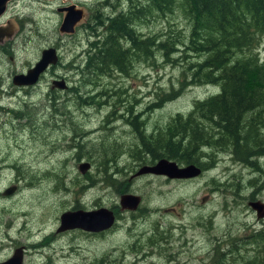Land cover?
<instances>
[{"label": "rangeland", "instance_id": "rangeland-1", "mask_svg": "<svg viewBox=\"0 0 264 264\" xmlns=\"http://www.w3.org/2000/svg\"><path fill=\"white\" fill-rule=\"evenodd\" d=\"M70 1L84 10L82 24L106 0ZM108 1L115 4L116 12L129 3ZM58 3L44 8L37 1L18 0L9 7L11 25L17 23L8 51L0 55V103L23 109L27 117L0 110V244L5 245L0 249V261L24 244L23 264H213L216 246L223 253L217 260L220 264H231L232 259L234 264H242L250 258L264 263V244L256 242V249L249 244L251 234L264 231V216L257 217L248 205L252 200L264 203V157L260 158L263 171L258 172L232 160L229 152L209 147L201 152L206 154L202 160L211 166L197 177L136 175L142 165L153 163L133 156L138 139L127 119L138 114L149 132L164 127L177 112H188L194 100L208 96L213 91L209 86H184L179 96L148 109L172 90H179L188 62L201 57H180V53L172 57L174 62H168L159 60L161 55L155 52L151 60L134 63L125 75L113 72L100 77L97 86L81 84L74 67L75 62L83 61L86 32L80 24L74 34L59 32ZM176 27L181 34L188 28L180 7L138 28L147 35ZM47 44L56 45L60 56V65L53 71L65 75L71 86L80 89L81 99L91 102L81 106L73 96L65 102L63 98L55 101L73 116L55 113L51 102L45 106L52 71L30 92L12 84V74L37 62ZM257 50L264 54V41ZM97 102L104 103L96 106ZM129 107L135 112L128 113ZM71 132L76 133L74 141H70ZM67 143L76 147L65 150ZM99 147L109 154L118 152L105 172L101 171L104 155H99ZM140 158L147 157L142 154ZM78 162H88L90 168L82 174ZM105 175L110 176V183L103 180ZM10 187L13 191L7 193ZM124 193L141 198L133 216L120 209L119 197ZM96 204L118 206L120 217L112 230L104 235L77 228L58 232L63 211L92 210ZM23 209L29 211L28 235L18 229L21 222L14 215L9 217Z\"/></svg>", "mask_w": 264, "mask_h": 264}, {"label": "trees", "instance_id": "trees-1", "mask_svg": "<svg viewBox=\"0 0 264 264\" xmlns=\"http://www.w3.org/2000/svg\"><path fill=\"white\" fill-rule=\"evenodd\" d=\"M101 7L92 10L81 25L87 48L83 61L75 62L74 67L81 84L97 86L100 77L113 72L125 75L134 63L151 60L159 52V60L168 62H174L172 57L180 53V57L195 54L201 59L188 62V73L179 90H172L148 109L159 108L179 96L184 86L213 89L208 96L194 100L188 112L173 115L164 127L148 132L138 114L128 118L138 139L133 156L148 163L167 158L206 170L211 163L202 160L206 154L201 150L212 147L229 152L234 161L263 171L260 158L264 157V54L257 48L264 41V0H129L120 12L106 0ZM107 7L112 12H105ZM178 7L188 25L186 33L181 34L176 27L145 35L138 28L151 20L163 19ZM101 103L104 102L95 105ZM127 112L135 111L129 107ZM99 149V155H104L101 171L105 172L107 163L115 161L118 152L109 154L106 148ZM142 154L147 158H140ZM103 180L110 183V176L105 175ZM261 231L250 235L249 244H264ZM220 255L223 253L216 246L213 264H220ZM251 259L242 264H264ZM232 260L230 263L234 264Z\"/></svg>", "mask_w": 264, "mask_h": 264}, {"label": "water", "instance_id": "water-1", "mask_svg": "<svg viewBox=\"0 0 264 264\" xmlns=\"http://www.w3.org/2000/svg\"><path fill=\"white\" fill-rule=\"evenodd\" d=\"M10 0H0V16L5 12L6 5ZM66 14L63 18L61 32L72 34L75 31V25L84 17V10L75 5L64 8ZM11 30L0 27V42L4 37H9ZM58 54L56 49L50 47L44 49L39 60L29 68L25 74H18L13 77V83L19 85H27L34 83L39 74L42 73L49 64L56 63ZM54 84L59 87H65V82L55 81ZM88 162H81L79 169L85 173L89 169ZM202 169L196 164L179 165L176 161L167 158H160L153 164L142 165L136 172V175L153 174L163 175L169 179H191L199 176ZM141 198L131 193L121 194L119 204L122 209L133 210L140 203ZM248 205L256 212L257 217L264 216V203L260 200H252ZM115 217L113 211L107 207H99L92 210L77 209L74 211H65L60 214V225L58 231L69 228H81L88 231H101L108 229L114 223ZM23 264L21 262V252L17 249L14 255L7 261L0 264Z\"/></svg>", "mask_w": 264, "mask_h": 264}, {"label": "flooded vegetation", "instance_id": "flooded-vegetation-1", "mask_svg": "<svg viewBox=\"0 0 264 264\" xmlns=\"http://www.w3.org/2000/svg\"><path fill=\"white\" fill-rule=\"evenodd\" d=\"M18 0H10L8 3H7V5H6V9H5V12L0 16V27H4V28H7V29H9V30H11V35L9 36V37H4L3 38V40L0 42V55H2L3 53H6L7 51H8V49H9V45H10V40L13 38V35L15 34L14 33V31H13V26H15V24L17 23H14V25L12 26L11 24V17L9 16L10 15V12H9V7L12 5V6H14L15 4H16V2H17ZM33 1H37V2H40V3H43V7L45 8V7H49V5H51V4H53L55 1H59V3H58V5H56V11L58 12L57 13V15H58V30H59V32L61 33V34H66V33H64V32H61L60 31V27H61V24H62V21H63V18H64V16H65V14H66V11L64 10V8L65 7H67V6H70V5H75V6H77V3H73V2H71L70 0H33ZM11 6V7H12ZM84 17H85V15H84ZM83 17V18H84ZM83 18L75 25V31H74V33L76 32V29L79 27V24H80V26L82 25L81 24V22H82V20H83ZM74 33H72V34H74ZM69 35H71V34H69ZM10 39V40H9ZM7 40H9V42H7ZM48 46L47 47H42L41 48V50H40V56H39V58L41 57V53H42V51L44 50V49H48V48H50V47H53V48H55L56 49V52H57V54H58V59H57V61H56V63H54V64H49L46 68H45V70L42 72V73H40L39 74V76H38V78H37V80L34 82V83H32V84H27V85H19V84H15V83H13V77L15 76V75H18V74H25L26 73V71L29 69V68H31V67H33V65L36 63V61L33 63V64H31V65H29V66H26L25 67V69L24 70H19V71H17L16 70V72H14L13 74H12V84H14V86L16 87V88H18V89H25L24 90V92H30V91H32L34 88H36V86H39L40 85V82H41V80L44 78V75L46 74V73H48V72H50V71H52V74H51V76L49 77V82L46 84L47 86H48V90H47V92H46V103L44 102L43 104H46L45 106H48V103L49 102H51V109H53V111L55 112V113H59V112H62V116L64 115V117L66 118L67 116H71L72 114L70 113V111L69 110H65V109H62L63 107H65L64 105H59V104H57V103H55V101H57V100H61L62 98L64 99V102L65 101H67V100H69L68 98L70 97V96H73V97H75L76 98V100L77 101H80V103H81V106L82 105H84V104H82V102H81V96L79 95V93H80V89H76V87H74V86H71L70 85V83H69V81H68V79H67V77L65 76V75H63V74H58V73H56V72H54L53 71V69H55L56 67H58V65H60V56H59V53H58V51H57V47H56V45H52V44H47ZM49 45H51V46H49ZM4 51V52H3ZM11 54H12V51H11ZM10 59H12V56H10ZM37 60H39V59H37ZM80 62V61H79ZM61 80H63L64 82H65V87H63V88H59V87H57L55 84H54V82L55 81H61ZM76 90H78L77 92H76ZM55 92H59L60 94H56ZM27 94V93H26ZM48 101V102H47ZM0 102H1V99H0ZM23 105H24V107L25 106H28V103H25V102H23ZM85 106V105H84ZM0 110H2V111H6V112H11V113H13L14 115H15V117H20V118H26L27 117V115H26V113L24 112V110L23 109H14V108H8V107H6L5 105H2L1 103H0ZM64 113V114H63ZM59 114H61V113H59ZM73 116V115H72ZM120 118H122L121 116H120ZM25 120V122L23 123V124H26V119H24ZM57 121L58 122H60L61 121V118H58L57 119ZM66 122V121H65ZM65 122H63V123H65ZM61 126L62 125H60V126H56L57 127V130H59L60 128H61ZM72 133V137L70 138V141H74V139H75V137H76V133L75 132H71ZM80 135V134H79ZM73 144H75V143H73ZM72 143H70V144H68L67 143V145L65 146V150H70V149H73L72 147H76L75 145H73ZM76 156L77 155H75L74 157L76 158ZM1 160V159H0ZM2 161V160H1ZM0 161V162H1ZM14 165V164H13ZM79 165H80V162H78V164H77V169L81 172V170L79 169ZM3 166H5L4 164H3ZM16 166H19V165H17L16 164ZM12 168V167H11ZM90 168V167H89ZM86 172V171H85ZM82 173V172H81ZM82 174H84V173H82ZM66 190L67 191H69L70 190V188L69 187H66ZM13 191V188L12 187H10L8 190H7V193H9V192H12ZM5 193V192H4ZM1 194V193H0ZM140 204V203H139ZM138 204V205H139ZM99 207H105L104 205H102V204H96L95 205V208L94 209H97V208H99ZM118 206H116V205H113V206H111V207H109V209H111L112 211H113V214H114V217H115V220H114V223H113V225L111 226V227H109L108 229H105V230H101V231H88V230H84V229H81V228H77V229H80L81 231H84V232H87V233H89V234H93V235H104V234H106V232H108L109 230H112L113 228H114V226L115 225H117V220H118V218L120 217V214H119V212L116 210V208H117ZM137 208H138V206L135 208V209H133V210H126V209H122L121 208V206H120V209L121 210H123L124 212H127V213H130V214H132V216H133V213H135L136 211H137ZM67 211H70V210H67ZM63 212H65V211H63ZM11 214V213H10ZM12 215H14L13 217L15 218V219H18L20 222H21V225H20V227L18 228L19 230L20 229H23L24 231H25V234L26 235H28L29 233H31V228H29L28 229V222H29V211H28V209H23V210H19V211H15V213H13V214H11L9 217H12ZM25 217V218H24ZM24 219V220H23ZM60 225V224H59ZM70 229H74V228H69V229H66V230H63L62 232H64V231H67V230H70ZM59 232V231H58ZM3 246H5L4 244H0V249L3 247ZM26 247L27 246H25L24 244H18V246H16L15 248H14V250L11 252L12 254L9 256V257H7L6 259H4V260H2V261H0V263L1 262H4V261H7L8 259H10L13 255H14V252L18 249L20 252H21V262L23 261V257L25 256V252H26ZM32 252L33 253H38V250L37 249H33L32 250ZM75 253H76V251H75ZM68 257V256H67ZM5 258V257H4ZM65 258V257H64ZM23 263V262H22ZM13 264H15V263H13ZM47 264V263H46Z\"/></svg>", "mask_w": 264, "mask_h": 264}, {"label": "bare ground", "instance_id": "bare-ground-1", "mask_svg": "<svg viewBox=\"0 0 264 264\" xmlns=\"http://www.w3.org/2000/svg\"><path fill=\"white\" fill-rule=\"evenodd\" d=\"M88 129V128H87ZM107 133V132H106ZM25 218V217H24ZM24 220V219H23Z\"/></svg>", "mask_w": 264, "mask_h": 264}]
</instances>
